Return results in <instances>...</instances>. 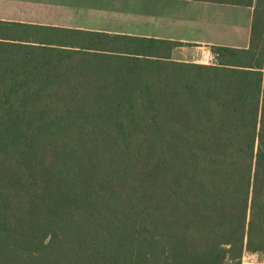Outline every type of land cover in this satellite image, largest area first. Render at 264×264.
I'll return each instance as SVG.
<instances>
[{
	"label": "trees",
	"instance_id": "obj_1",
	"mask_svg": "<svg viewBox=\"0 0 264 264\" xmlns=\"http://www.w3.org/2000/svg\"><path fill=\"white\" fill-rule=\"evenodd\" d=\"M217 62L0 21V264H264V0Z\"/></svg>",
	"mask_w": 264,
	"mask_h": 264
},
{
	"label": "crops",
	"instance_id": "obj_2",
	"mask_svg": "<svg viewBox=\"0 0 264 264\" xmlns=\"http://www.w3.org/2000/svg\"><path fill=\"white\" fill-rule=\"evenodd\" d=\"M97 0H0V21L34 24L59 28H73L62 24L67 19V15L93 10L94 8H111L95 4ZM157 3V11H135L128 10L138 16L146 18L153 24L157 34H138L133 36L152 37L179 41L192 46H226L246 48L249 45L250 29L249 21L252 22V8L245 6L227 5L207 1L195 0H153ZM121 13H124L121 11ZM146 13V14H145ZM240 21L241 16L245 17L247 44L246 46H235L232 44H215L208 40L212 35L210 31L218 29L227 22L232 23V19ZM87 31L83 27H75ZM110 33V32H108ZM118 34V33H114ZM131 35V34H127ZM188 46V47H192ZM187 48V47H181ZM174 55V53H173Z\"/></svg>",
	"mask_w": 264,
	"mask_h": 264
},
{
	"label": "rangeland",
	"instance_id": "obj_3",
	"mask_svg": "<svg viewBox=\"0 0 264 264\" xmlns=\"http://www.w3.org/2000/svg\"><path fill=\"white\" fill-rule=\"evenodd\" d=\"M92 1V0H90ZM153 0H97L95 4L111 8H94L93 10H84L82 13H73L67 15V19L62 24L67 26L83 27L90 30H99L102 32L118 33V34H157L155 28L156 23H152L146 17L138 16L131 13L129 9L141 12L157 11V3ZM155 1V0H154ZM124 12V13H121ZM146 14V13H145ZM251 21H249L250 27ZM245 17L232 19V23L227 22L226 25H221L218 29L210 31L212 35L208 40L215 44H232L235 46H246ZM213 52L210 46H192L187 48H179L174 52L173 58L197 64H202L203 52ZM244 263L257 262V257L245 255Z\"/></svg>",
	"mask_w": 264,
	"mask_h": 264
},
{
	"label": "built area",
	"instance_id": "obj_4",
	"mask_svg": "<svg viewBox=\"0 0 264 264\" xmlns=\"http://www.w3.org/2000/svg\"><path fill=\"white\" fill-rule=\"evenodd\" d=\"M203 60H202V64H206V65H213L217 62V57L216 55L211 52V51H204L203 52Z\"/></svg>",
	"mask_w": 264,
	"mask_h": 264
}]
</instances>
